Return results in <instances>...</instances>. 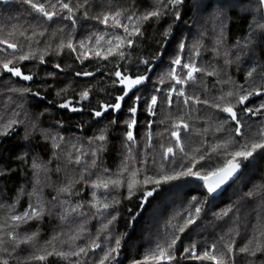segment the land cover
I'll return each instance as SVG.
<instances>
[{
  "label": "trees",
  "instance_id": "obj_1",
  "mask_svg": "<svg viewBox=\"0 0 264 264\" xmlns=\"http://www.w3.org/2000/svg\"><path fill=\"white\" fill-rule=\"evenodd\" d=\"M156 3L73 0L70 6L85 13L74 10L61 47L60 39L55 40L56 20L35 13L25 0H0V40L17 45L12 50L0 43V264H100L105 253L116 248L117 239L118 251L104 264H214L193 257V251L200 256L206 247L218 256L223 252L225 264H264V252H240L245 246L264 248V149L244 161L216 194H209L195 176L163 182L193 164L194 172L206 175L223 167L232 153L251 151L252 143L264 141V96L244 108L238 103L239 95L252 96L262 89L264 6L259 0H183L164 7L158 19L140 21ZM136 26L142 35L129 36ZM117 37L134 43L129 47L125 39L116 49ZM69 42L73 48L66 47ZM30 53L34 57L17 59ZM178 55L203 71L176 84L166 74ZM9 60L10 67L33 75L32 82L5 73L3 64ZM150 67V76L121 102L118 112H104L103 105L115 104L127 90L116 71L135 78L145 76ZM186 72L177 67L180 78H186ZM152 96L157 104L148 115ZM65 103L77 111L60 106ZM133 106L134 117L129 112ZM225 106L237 113L239 135L222 111ZM247 108L252 109L250 115ZM96 111L103 115L96 117ZM132 118L136 124L129 141L127 122ZM173 131L179 133L178 142ZM102 133L106 139H96ZM169 147L172 153H167ZM146 177L151 182L144 183ZM112 179H119V186L95 187ZM33 208L41 212L39 219H12L26 211L31 215ZM190 219L195 222L186 225ZM173 239L176 243L169 249ZM158 245L171 260L145 259ZM227 245L233 249L230 254ZM38 256L45 259H35Z\"/></svg>",
  "mask_w": 264,
  "mask_h": 264
},
{
  "label": "snow or ice",
  "instance_id": "obj_2",
  "mask_svg": "<svg viewBox=\"0 0 264 264\" xmlns=\"http://www.w3.org/2000/svg\"><path fill=\"white\" fill-rule=\"evenodd\" d=\"M26 3L30 4L31 7L41 13L44 17H46L48 20H52L53 17L56 15L55 12H49L45 10V7L43 4L40 3H33V0H25ZM183 3V0H157L156 6L154 8V10L147 12L145 14H143L140 17V21H147L150 20L152 18H159L160 16H162L164 13L162 11V9L164 7H166L168 4H176L179 5ZM259 3L261 5H264V0H259ZM206 6V5H205ZM53 8H55V5H52ZM62 8L63 9H67L69 12L72 11V9L69 7V5L67 3L62 4ZM117 15H119V13H117ZM177 19H179V17L177 16ZM108 17L104 18V23H107ZM117 27L121 26L119 24L115 25ZM124 27V31L128 32V26L127 25H123ZM131 35H142L140 28L138 26L134 27L132 32H129V36ZM100 39H103L102 37ZM127 40V46L131 47L134 43V41H132L131 39H127V37L121 38V37H117V41L118 43L115 45L116 49H119L124 40ZM0 43H6L8 48H11L13 50H15L17 48V45L15 43H8L7 40H0ZM97 43H99V39L97 40ZM109 43L111 44L112 42L109 41ZM65 45H61V47H64ZM81 46H83V43L81 44ZM66 47L68 48H73V45L69 42ZM184 45L181 44L180 45V49L183 50ZM75 50V49H73ZM108 53L109 54H113L114 50L113 48H109L108 49ZM121 57H123L124 53L123 52H119L118 53ZM97 55H100L99 53H97ZM34 57V54H22L19 57H17L18 60L20 61H24V60H28L29 58ZM107 58V57H104ZM41 63H43V57L39 58ZM145 63H147V61H145ZM12 64V61H7L3 64V68L11 73L14 76L17 77H22L24 80H31L33 79L32 75H23L21 72V69L19 67L16 66H12L10 67L9 65ZM172 68L171 70L166 74L169 78H171L172 80L175 81L176 84H182V83H186L187 80H192L194 79V74L203 71L202 69L198 68L194 63H183L182 62V57H180L179 55L176 56V58L172 61ZM57 68H59V65H56ZM177 67H180L182 69H186V78H180L177 75ZM213 73L209 72L208 75H212ZM77 75H80V73H77ZM84 75H91V73H84ZM115 76L120 78V83L122 85H126V89L123 91V95L118 96L117 97V102L113 105H103V109L104 112L108 111L109 109H111L112 111H119L121 109V102L125 100V98L130 94V92H132L134 89L137 88V86L143 84L145 82V80H147L146 76L143 75H137L135 78H132L130 76L127 75H123L120 71H116L115 72ZM248 76H252V72H248ZM164 77H161V82H163ZM171 92H177V89L172 88L170 90ZM88 93L85 92L83 93V97L87 98ZM178 95L183 96L184 92L183 91H179ZM228 96H233L236 95L233 92H228L227 93ZM251 95V93H248L246 95H239L238 97V103L239 104H244L245 101H247L249 99V96ZM140 97H136V100H139ZM189 99H191V97H189ZM221 99H223V97H221ZM169 104H171V99H169ZM200 102V101H197ZM185 103H187V100L185 101ZM204 103H207V101H204ZM157 104V97L156 96H152L151 97V105L149 106L148 111L152 114H154L153 112V108L154 106ZM61 107L67 108L69 105L67 103L60 105ZM213 107H217L220 108L221 106L219 104H214L212 105ZM72 111H77V109L73 108L71 109ZM137 111V108L135 106H133L132 108L129 109V112L132 114V117L135 116V113ZM222 111L225 113H228L230 115V118L233 121H236L237 123V127L235 129L237 134H240L241 132V128L239 126V120L237 118V114L234 111L232 106H225L222 108ZM246 112H252V109L247 108L245 109ZM94 115L96 117H100L103 115L102 111H96L94 113ZM11 123H15V121H12ZM113 123H115V121H113ZM136 124V120L134 118L130 119L127 122L128 128L131 129L134 125ZM175 127L179 128L181 127V125H176ZM183 128L187 129L188 125L187 124H183L182 125ZM262 135H264V133H262ZM127 139L129 141H132L134 139L133 137V133L132 131H128L126 133ZM172 136L176 138L177 141H179L180 136L178 131H173L172 132ZM96 139L100 140V141H104L106 139L105 135L102 133L101 135H99ZM243 148H247V145L242 146ZM257 149H264V141L259 142V143H252L251 145V151H247V150H241V151H237L235 153H232V159H230L223 167L220 168H216L212 171H209L206 175H201L199 171L194 172L193 171V167H195V164H193L191 167H188L185 171H181V172H176L174 175H170V176H166L164 177V181L163 182H168L171 180H176L179 179L181 176H195L198 179H200L201 181L204 182V185L207 188V191L209 194L215 193L217 190H219L224 184H226L229 180L233 179V177L236 175V173L240 170L242 164L244 161L249 160L254 152ZM181 151H183V148L180 149ZM173 149L171 147H169L167 149V153H172ZM237 158H240L239 160H237ZM201 159H203V156H201ZM93 164H95V161H93ZM33 168H39V165L36 163H33L32 165ZM125 170H126V165H125ZM107 171V170H105ZM3 172H0V175H3ZM133 176H135V173H133ZM150 177H146L144 180V183H149L151 182ZM155 183L159 184L161 183V181L157 180L155 181ZM109 184H111L113 187L119 186L120 184V180L119 179H112L109 181H105V182H101L100 184H96L95 187H104L105 189H107L109 187ZM128 188L129 191L131 193V190L133 188V183H129L128 184ZM63 191H67V189H63ZM153 193L152 191H149L147 193V196H151ZM30 208L32 207L31 205L29 206ZM105 208H108L109 205L105 204L104 205ZM201 209L199 207H197L195 209L196 214L198 215L200 213ZM25 217L31 219V218H37L39 219L41 217V212H38L36 209L33 208L31 215L29 214V212H24L23 215H17V216H13L12 219L17 220V221H23L25 219ZM116 219L115 216L112 217V220L108 221L109 224H111L114 220ZM195 221L190 219L188 221H186V225L187 224H192ZM105 228H107V225L104 226ZM180 231H184V228H181ZM29 239H32L31 237ZM176 239H179L178 237ZM176 239H173L172 242L168 245V248L171 249L175 243H176ZM116 248H112L110 249L108 252L105 253V256L103 257V259L100 261V264H104L105 260H108L111 256L112 253L117 252L119 245H120V240L117 239L116 240ZM251 243V242H249ZM95 247H99V245H95ZM194 247V246H193ZM215 245L212 246L213 249H215ZM228 249V253L230 254L233 249L231 247V245H227L226 246ZM81 252H84L85 250L83 248L80 249ZM185 251H191L190 249H185ZM240 252H244V253H249L252 256H256L257 253L259 252H264V248L261 247L260 244H257L255 246V248H249L248 246H245L243 248L240 249ZM49 255H51V253H49ZM57 255H60L61 257H64L68 254L66 253H57ZM224 253L221 252L218 255L213 254V252L211 251H205L203 252L202 255L200 256H196L195 252L193 251V257L196 259H201V260H210L213 261L214 264H225V259H224ZM165 257H167L168 260L172 259V256L170 253H168L166 251V249H164L161 246H157V249L154 250L151 254V256H146L145 259H164ZM35 259L38 260H44L45 257L44 256H38L35 257ZM3 264H7V260L3 261ZM134 264H141L140 261H134Z\"/></svg>",
  "mask_w": 264,
  "mask_h": 264
},
{
  "label": "flooded vegetation",
  "instance_id": "obj_3",
  "mask_svg": "<svg viewBox=\"0 0 264 264\" xmlns=\"http://www.w3.org/2000/svg\"><path fill=\"white\" fill-rule=\"evenodd\" d=\"M72 1L73 0H33V3H40V4H43L44 5V7H45V10L46 11H49V12H55L56 13V15L53 17V19L52 20H50L51 22L53 21V20H57V15L58 16H61V15H63L64 17H66V19L64 20L63 18V20H64V26L66 27L67 26V24H66V22H70V21H72L73 22V16H75V14H74V12H69L67 9H63L62 8V4H64V3H67L68 5H69V7L71 8V9H73L71 6H70V4L72 3ZM28 4V3H27ZM77 4V3H76ZM30 5V4H29ZM52 5H55V8H53L52 7ZM30 7H31V5H30ZM32 8V7H31ZM33 9V8H32ZM34 10V9H33ZM74 10L75 11H82V12H84L85 13V10H84V8H81V7H79V9H78V7H76V8H74ZM34 12L35 13H38L39 15H41L42 17H44L41 13H39V12H37V11H35L34 10ZM45 19H47L46 17H44ZM83 19V18H82ZM81 20V19H80ZM68 27H75V24H70V25H68ZM147 114L148 115H151L150 114V112L148 111L147 112Z\"/></svg>",
  "mask_w": 264,
  "mask_h": 264
},
{
  "label": "water",
  "instance_id": "obj_4",
  "mask_svg": "<svg viewBox=\"0 0 264 264\" xmlns=\"http://www.w3.org/2000/svg\"><path fill=\"white\" fill-rule=\"evenodd\" d=\"M1 1H2L3 3H5V2H7L8 0H1ZM12 50H13V49H12ZM4 70H5V69H4ZM151 71H152V67H150V68L148 69V72H147V74L145 75L147 78L150 76ZM5 73L10 74V75L13 77V79H19V80H20L21 82H23V83H31L32 80H33V79H31V80H24L22 77L14 76V75H12L11 73L7 72L6 70H5ZM22 74H23V73H22ZM23 75H29V74H23ZM32 77H33V75H32ZM263 96H264V80H263V84H262V89L259 90V91H257V92H255L252 96H249V99H248L247 101H245L244 104H240V106H241L242 108H244L245 105H246L248 102H250V101H252V100H254V99H257V98L263 97ZM234 111H235V110H234ZM235 112H236V111H235ZM245 113H246V115H250V112H246V111H245ZM236 114H237V113H236ZM224 115H225L227 118L230 119V122H231L232 124H234L236 127L238 126L237 123H236V121H233V120L230 118V115H229L228 113H225V112H224ZM251 117H252L253 119H256V118H257V115H255V114H251ZM239 126H240V125H239ZM240 128H241V127H240ZM134 129H135V125H134L131 129H129V131H132V133H133V137H134ZM14 131H15V130L11 131V132L8 134V136H11V134H12ZM236 135H239V134L236 133ZM175 140H176V138H175ZM176 142H178V141L176 140ZM178 146H180L179 143H178Z\"/></svg>",
  "mask_w": 264,
  "mask_h": 264
},
{
  "label": "rangeland",
  "instance_id": "obj_5",
  "mask_svg": "<svg viewBox=\"0 0 264 264\" xmlns=\"http://www.w3.org/2000/svg\"><path fill=\"white\" fill-rule=\"evenodd\" d=\"M169 5H173V4H169ZM264 6V5H263ZM109 9H111L112 11H116V10H114V8H109ZM108 10V9H107ZM72 12H74V8L72 9ZM110 12V11H109ZM107 13V12H106ZM105 15V14H104ZM66 19V17H64L63 15H61V19ZM58 19L57 18V20L53 23V27L55 28V30H57V32H59L58 33V37L55 39L56 41H57V39L59 40L60 39V41H58L57 42V44H59L60 46L61 45H63V44H65L66 43V36H65V34H64V28H65V26H64V20L62 19ZM37 25H39V24H37ZM41 26V25H40ZM42 27V26H41ZM62 32V33H61ZM49 52H50V50H49ZM70 109H73V108H71V106L69 105L68 106ZM77 107H79L78 105H77ZM199 181H201L200 179H198ZM230 181V180H229ZM228 181V182H229ZM201 182H203V181H201ZM227 182V183H228ZM204 183V182H203ZM226 183V184H227ZM225 185V184H224ZM223 185V186H224ZM223 186L219 189V190H217L215 193H212V194H216V193H218L219 191H221V189L223 188ZM207 249H206V251H208L209 250V247H206ZM210 248H211V246H210Z\"/></svg>",
  "mask_w": 264,
  "mask_h": 264
}]
</instances>
